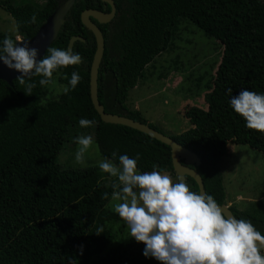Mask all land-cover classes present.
I'll use <instances>...</instances> for the list:
<instances>
[{"label": "trees", "instance_id": "16d2710c", "mask_svg": "<svg viewBox=\"0 0 264 264\" xmlns=\"http://www.w3.org/2000/svg\"><path fill=\"white\" fill-rule=\"evenodd\" d=\"M58 2L0 0V8L14 21L17 36L30 39ZM113 2L116 14L112 31L109 25L101 27L105 49L98 75V100L107 113L148 123L138 110L125 105L128 91L144 81L145 69L156 57L173 49L183 22L193 24L222 48L219 62L211 64H216L214 73H209L211 77L203 85L200 80L196 82L205 91L206 109L187 107L184 117L191 127L170 137L199 157L201 163L195 170L202 178L205 194L225 205L220 161L227 146L246 145L264 154V133L246 127V121L231 107L227 92L231 88L233 96L244 89L264 94V2ZM102 5L99 0H77L50 46L67 49L71 37L84 38L72 48L83 58L82 63L53 74L59 75V83L66 86L71 73L78 72L81 81L75 89L52 98L48 86H40L41 77L33 75L30 80L25 78L36 84L29 96L17 79L10 85L0 80V264H69L78 253L82 257L78 264H160L146 258L145 245L122 228V235L108 228L117 217L108 208L117 178L107 183L104 178L109 174L98 167L77 168L68 159L60 160L65 143L76 139L73 134L82 129L79 120L86 118L95 121L94 140L103 159L113 160L115 152L113 162L118 164L120 155L135 159L140 154V173L150 172L156 165L157 170L174 175L168 146L129 127L103 123L93 108L89 69L95 40L86 33L80 14L86 9L108 13L109 6L103 10ZM33 14L35 23L31 22ZM6 37L16 43L15 36L0 32V48ZM186 183L198 192L193 179L186 177ZM260 187L255 186L258 190ZM104 193H108V199L101 198ZM229 209L235 218L250 221L264 235L262 203L245 210ZM101 227L104 232L97 235Z\"/></svg>", "mask_w": 264, "mask_h": 264}, {"label": "clouds", "instance_id": "9594fccd", "mask_svg": "<svg viewBox=\"0 0 264 264\" xmlns=\"http://www.w3.org/2000/svg\"><path fill=\"white\" fill-rule=\"evenodd\" d=\"M31 22H36L35 14ZM21 44L6 37L0 48V61L22 73L16 82L29 96L36 84L27 82L26 77L30 80L33 75L39 76L40 86H49L54 83L55 71L83 60L70 48L56 47L47 48V54L38 59V49ZM80 81L79 73L73 71L68 85L63 86L64 93L75 89ZM227 92L231 107L246 121V127L264 133V94L244 89L233 96L231 88ZM94 124L95 121L86 118L79 120L82 129ZM75 143V162L83 164L94 143L93 136L81 134ZM116 156L112 153L113 160ZM139 159L140 154L135 159L120 155L118 164L105 158L98 166L117 178L111 193V200L116 202L113 211L126 224L132 239L145 245L146 258H154L160 264H264V235L250 221L227 215L213 196L193 192L183 179L174 182L167 171L157 170L156 165L152 171L140 173ZM101 198L108 199V193ZM103 232L101 227L97 235ZM69 264L77 261L72 258Z\"/></svg>", "mask_w": 264, "mask_h": 264}, {"label": "rangeland", "instance_id": "374dc122", "mask_svg": "<svg viewBox=\"0 0 264 264\" xmlns=\"http://www.w3.org/2000/svg\"><path fill=\"white\" fill-rule=\"evenodd\" d=\"M0 32L21 40L17 36L14 21L1 8ZM214 43L213 39L205 37L193 24L183 22L180 25V37L175 40L173 49L162 53L146 67L144 81H139L136 87L128 91L125 105L131 110H138L148 123L167 136L178 135L190 128L189 121L184 117V110L191 106L201 109L207 107L203 98L205 91L196 86V82L200 80V84L203 85L211 77L210 74L214 73L216 64L214 66L211 64L219 62L222 52L219 44ZM53 81L48 88L49 96L55 98L63 91L64 85L59 83V75H54ZM81 134H90L94 140V126L77 131L73 137L77 138ZM76 150L75 139L70 138L60 155L61 162L68 159V162L77 168H99V162L103 158L99 154L95 140L86 153L83 164L75 162ZM220 169L226 206L245 210L257 202L264 205L263 153L246 145L229 144L226 155L220 161ZM169 174L176 182L175 175ZM114 178L108 175L104 179L110 183ZM257 185L261 186V189L255 188ZM114 203L116 202L110 200L108 204L110 211H113L111 204L113 206ZM108 228L117 235H122L120 230L122 228L125 234L130 235L118 214L108 224ZM81 258L79 253L73 257L77 264Z\"/></svg>", "mask_w": 264, "mask_h": 264}, {"label": "water", "instance_id": "95a60500", "mask_svg": "<svg viewBox=\"0 0 264 264\" xmlns=\"http://www.w3.org/2000/svg\"><path fill=\"white\" fill-rule=\"evenodd\" d=\"M76 1L77 0L59 1L56 9L39 27L33 37H31L30 39H16V43L19 44L23 42V44L19 46L27 45L30 48L34 47L38 49V59H41L44 56L47 48H49L57 39L58 34L65 23L66 17ZM99 1L109 6L110 11L108 13L96 9H86L80 14L81 24L87 31H89L93 35L95 40V51L89 69V94L94 110L99 115L101 121L105 124H114L129 127L138 132L146 134L157 140L158 142L168 146L171 152L173 172L178 181L180 179H183L186 182V177H189L196 183L198 192L205 193L202 178L200 174L195 170V168L200 165L201 161L194 152L182 146L170 136H167L164 133L153 129L148 125V123H142L125 116L107 113L104 111L103 105L100 104L98 100V75L100 63L104 54L105 41L103 34L96 23L107 24L112 21L116 13V8L113 0ZM92 20H94L96 23H94ZM76 41L84 42L85 40L80 36H73L68 42L67 49H72ZM21 75L22 73L14 69H9L6 65L3 64L2 61H0L1 81H4L10 85L13 80L17 79V77ZM220 207L224 209L227 215L234 216L228 206L220 205Z\"/></svg>", "mask_w": 264, "mask_h": 264}, {"label": "flooded vegetation", "instance_id": "af4514ba", "mask_svg": "<svg viewBox=\"0 0 264 264\" xmlns=\"http://www.w3.org/2000/svg\"><path fill=\"white\" fill-rule=\"evenodd\" d=\"M59 1H63V0H59ZM261 2H264V0H261ZM102 8H103V10H105L106 9V4H104L103 3V5H102ZM106 13V12H105ZM116 14V13H115ZM115 17V16H114ZM113 20H114V18H113ZM113 20L112 21H110L109 23H107V24H98V23H96L94 20H92L94 23H96V25L100 28V30H101V27L102 28H105V26H107V25H109V27H111V31H112V23H113ZM87 32H89V31H87L86 30V33ZM102 32V31H101ZM90 33V32H89ZM84 34V33H83ZM100 65H101V63H100ZM100 68V67H99ZM226 206V205H225Z\"/></svg>", "mask_w": 264, "mask_h": 264}]
</instances>
